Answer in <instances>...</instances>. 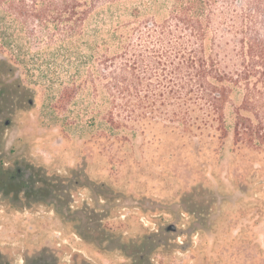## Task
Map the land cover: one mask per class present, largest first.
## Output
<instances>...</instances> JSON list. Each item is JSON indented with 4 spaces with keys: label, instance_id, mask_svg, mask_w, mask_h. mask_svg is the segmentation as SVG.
Wrapping results in <instances>:
<instances>
[{
    "label": "rangeland",
    "instance_id": "rangeland-1",
    "mask_svg": "<svg viewBox=\"0 0 264 264\" xmlns=\"http://www.w3.org/2000/svg\"><path fill=\"white\" fill-rule=\"evenodd\" d=\"M170 4L98 8L65 44L0 36V264H264V146L234 142L243 91L227 103V134L130 119L112 96L105 66L123 62L122 36ZM215 7L212 28L233 49L240 6ZM227 52L224 65L239 66ZM17 167L33 179L11 189L4 175Z\"/></svg>",
    "mask_w": 264,
    "mask_h": 264
},
{
    "label": "trees",
    "instance_id": "trees-1",
    "mask_svg": "<svg viewBox=\"0 0 264 264\" xmlns=\"http://www.w3.org/2000/svg\"><path fill=\"white\" fill-rule=\"evenodd\" d=\"M121 1L127 0H0V36L17 31L30 39L38 36L65 44L82 32L91 13ZM218 2L171 0L163 21H146L145 31L138 24L127 30L116 53L123 62L119 67L105 66L104 73L113 98H126L130 119L165 116L179 122L173 127L183 130L216 122L217 129L227 134V103L242 90L243 100L233 112L234 142L262 148L264 0H235L240 10L232 9L227 28L236 27L237 38L229 50L212 28ZM135 35L143 40L139 50ZM3 47L0 50L6 51ZM223 51L229 52V58L237 56L239 66L224 65ZM25 178L32 180L33 173L26 171Z\"/></svg>",
    "mask_w": 264,
    "mask_h": 264
},
{
    "label": "flooded vegetation",
    "instance_id": "flooded-vegetation-1",
    "mask_svg": "<svg viewBox=\"0 0 264 264\" xmlns=\"http://www.w3.org/2000/svg\"><path fill=\"white\" fill-rule=\"evenodd\" d=\"M12 77H14L13 74H12ZM15 83H17V78L14 77L11 80L10 84L13 85ZM25 172H26V169L24 167H17L15 172H11V173L5 172L4 176H5L7 187H10L11 189H18V187H20V185L22 184L21 180L24 179L25 177ZM16 182H18L19 184H15ZM3 190L5 189L3 187H0V192H4L6 194L7 191H3ZM28 264H41V263H40V260H36V261H31Z\"/></svg>",
    "mask_w": 264,
    "mask_h": 264
}]
</instances>
